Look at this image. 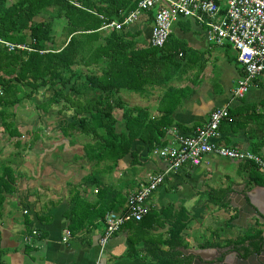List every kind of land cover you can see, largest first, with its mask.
I'll list each match as a JSON object with an SVG mask.
<instances>
[{"label":"crops","instance_id":"1","mask_svg":"<svg viewBox=\"0 0 264 264\" xmlns=\"http://www.w3.org/2000/svg\"><path fill=\"white\" fill-rule=\"evenodd\" d=\"M151 25L149 12L147 18L126 30L139 31L134 39L145 46L150 45ZM171 34L185 44L187 52L181 56L182 76L168 85L183 92L163 99L167 86L147 84L140 92L121 91L119 98L128 107L145 110L140 113L143 118L172 121L165 129L163 145L172 144L176 133H192L204 125L211 111L224 107L229 116L221 123L215 143L264 158V70L243 97H235L233 89L242 67L231 46L209 45L203 27L193 21L176 20ZM121 113L119 109V117ZM21 131L23 143H27L21 147L0 132L1 168L11 173L0 209V264H151L142 251L144 238H165L168 218L176 213L189 219L183 232L187 249H199L214 228L221 229V243L242 235L255 220L264 231L257 217L248 218L245 227L233 225L237 210L231 205L239 202V193L247 195L259 213L264 212V172L240 160L208 154L199 166L183 165L167 173L151 194L148 202L158 214L160 225H151V218L146 220L149 227L141 230L125 223L101 247L103 208L115 205L114 212L125 210L128 196L148 174L163 172L167 163L153 155L146 142L136 139L131 154L112 171L106 162L96 165L85 157L83 145L90 141L87 136L75 132L64 136L61 129V133ZM33 139L34 143H48L37 147L30 144ZM92 176L102 185L85 182ZM104 186L119 195L103 198ZM214 199L221 204H213ZM65 229L70 230L67 241H63ZM28 236L29 241L25 239ZM129 238L137 240L138 254L134 257L127 255Z\"/></svg>","mask_w":264,"mask_h":264},{"label":"trees","instance_id":"2","mask_svg":"<svg viewBox=\"0 0 264 264\" xmlns=\"http://www.w3.org/2000/svg\"><path fill=\"white\" fill-rule=\"evenodd\" d=\"M138 1L0 0V40L28 48L8 51L0 43V132L13 140L14 146L27 145L16 122V109L24 102L31 103L39 115L50 109H55L58 115H68L70 119H65L60 126L63 135L75 132L89 137L90 141L83 145L85 157L96 165L106 162L112 171L122 158L131 154L134 140L146 142L150 150L165 144V129L172 121L143 118L140 113L145 110L126 106L119 93L140 92L148 84L167 86L163 99L179 95L183 90L168 84L182 76L181 56L187 52L185 44L170 33L163 47L141 46L134 39L139 31L101 29L106 21L119 18L120 12L134 9ZM177 20L193 21L182 16ZM56 25L61 26L60 35L64 36L60 47L55 46ZM119 109L122 110L120 117L115 112ZM31 131L36 129L26 132ZM1 166L0 158V209L3 191L9 189L11 177ZM92 179L88 177L85 182L102 185L97 177ZM103 190V198L119 195L110 186H104ZM212 203L221 204L216 199ZM113 209L115 205L103 208L102 217ZM150 218L151 225H160L158 214L151 209L140 221H128L126 226L141 230L149 227L146 220ZM168 221L165 238L142 237L145 257L151 264H192L193 257L177 249L186 247L183 232L189 219H182L176 213ZM260 226L255 220L253 227L224 243L219 241L221 229L214 228L209 238L198 246H230L243 250L245 257L251 252L246 244L258 248L262 241ZM127 242V255L136 256L137 240L129 238Z\"/></svg>","mask_w":264,"mask_h":264},{"label":"built area","instance_id":"3","mask_svg":"<svg viewBox=\"0 0 264 264\" xmlns=\"http://www.w3.org/2000/svg\"><path fill=\"white\" fill-rule=\"evenodd\" d=\"M152 12L149 44L163 47L172 26L179 16L189 18L203 27L211 46H231L236 52L242 75L233 89L235 97H243L253 81L264 70V0H139L134 9L120 12L119 18L106 21L102 30H126L147 18ZM8 51L28 49L26 45L12 44L0 40ZM226 108L210 112L208 120L190 134L176 133L172 144L155 147L153 155L163 159L167 167L163 172L148 174L137 190L126 201L125 210L111 211L104 216V231L99 238L101 247L110 236L128 221H140L151 209L148 199L164 182L165 175L183 165L199 166L208 154L240 160L264 172V158L257 153L233 147L217 145L220 125L227 119ZM63 241H67L70 230L65 229ZM35 234V231H33ZM30 240V236L25 238Z\"/></svg>","mask_w":264,"mask_h":264},{"label":"water","instance_id":"4","mask_svg":"<svg viewBox=\"0 0 264 264\" xmlns=\"http://www.w3.org/2000/svg\"><path fill=\"white\" fill-rule=\"evenodd\" d=\"M236 194H238L239 202L236 205L231 204L232 208L237 210V217L232 221V224L237 227H245L246 220L252 217H257L264 224V212L260 211L259 213L253 203L247 199V195ZM261 237L264 241V231H262ZM177 249L185 256H192V264H264V243L261 244L260 255L252 254L247 259L240 258L232 247L226 249L219 247L199 249L178 247Z\"/></svg>","mask_w":264,"mask_h":264},{"label":"rangeland","instance_id":"5","mask_svg":"<svg viewBox=\"0 0 264 264\" xmlns=\"http://www.w3.org/2000/svg\"><path fill=\"white\" fill-rule=\"evenodd\" d=\"M12 1H14V0H10V2H12ZM37 19H41V18L37 17ZM44 19H47V18L44 17ZM60 30H61L60 25H56L54 27L55 46L56 47L61 46V42H62L63 37H64V36L60 35ZM38 98H39V96L37 97V102H38ZM16 110H17L16 122L20 126V129L23 131H25L26 129L27 130L33 129V127H34L35 129L45 130V131H48L51 133L60 132L59 126L64 124L63 121L65 119H67V120L70 119V117H68V115L66 116V115L60 114L58 116L57 111L55 109L54 110L50 109L48 111V113H41L40 112L42 114V115L40 114L41 115L40 116L38 114L37 110L34 109L33 105L29 102H24L23 104L19 105ZM115 112H116V115H119V111L116 110ZM60 133H59V135H60ZM5 140H7V137H5ZM23 140L25 141V139H23ZM29 142H30V144L36 145L37 147L40 144H43L45 146L48 143L45 140H43L42 143H40V144L34 143L35 139H33V141L30 140Z\"/></svg>","mask_w":264,"mask_h":264},{"label":"flooded vegetation","instance_id":"6","mask_svg":"<svg viewBox=\"0 0 264 264\" xmlns=\"http://www.w3.org/2000/svg\"><path fill=\"white\" fill-rule=\"evenodd\" d=\"M264 243V241H263V239H262V241L259 243V246H258V248H254V247H252L250 244H246V247L247 248H249V251H251L247 256H243L244 255V251L243 250H239V249H234L233 248V251L234 252H237L238 254H239V257L240 258H244V259H247L250 255H252V254H257V255H260V253H261V244H263Z\"/></svg>","mask_w":264,"mask_h":264}]
</instances>
